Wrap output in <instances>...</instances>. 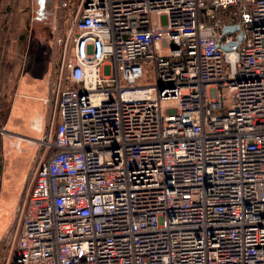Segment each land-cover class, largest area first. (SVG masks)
<instances>
[{"label": "built area", "instance_id": "built-area-1", "mask_svg": "<svg viewBox=\"0 0 264 264\" xmlns=\"http://www.w3.org/2000/svg\"><path fill=\"white\" fill-rule=\"evenodd\" d=\"M54 12L48 118L5 264H264V0Z\"/></svg>", "mask_w": 264, "mask_h": 264}, {"label": "rangeland", "instance_id": "rangeland-1", "mask_svg": "<svg viewBox=\"0 0 264 264\" xmlns=\"http://www.w3.org/2000/svg\"><path fill=\"white\" fill-rule=\"evenodd\" d=\"M58 2L55 1L53 15ZM36 7V0H0V264H5L12 252L10 237L18 224L16 209L21 205L24 182L17 178L28 167L35 148L38 149L37 142L26 141L12 129L24 114L16 118L12 116V127L7 119L16 82L25 71L35 76H48L51 70L53 72L61 51L58 37L64 34V22L56 19L55 15L49 28L36 26ZM27 102L28 105L47 108L44 103ZM18 106L22 107V104ZM23 150L25 156L15 158ZM27 180L24 179L25 182Z\"/></svg>", "mask_w": 264, "mask_h": 264}, {"label": "crops", "instance_id": "crops-1", "mask_svg": "<svg viewBox=\"0 0 264 264\" xmlns=\"http://www.w3.org/2000/svg\"><path fill=\"white\" fill-rule=\"evenodd\" d=\"M45 75V74H44ZM52 75V70L49 73L48 76H35L34 73H31L30 71H25L21 75H19L17 82H16V88L15 93L13 95L12 99V106L10 113L8 115V122L9 125L12 127V120H10L13 116V118H16L17 116H20L21 114H24V118L22 120H17L16 124L17 126L12 129L16 130V133L18 135H21L23 139H25L28 142L38 140L43 136V127L45 125V122L48 118V97H49V82ZM27 100H31L34 102H40L44 103L47 108H44L39 105H28ZM18 104H22V107H19ZM17 105V107H16ZM28 115V116H27ZM20 119V118H19ZM35 142V141H34ZM33 142V143H34ZM33 147V146H32ZM29 147H27L28 150ZM35 148V147H33ZM37 147L35 148V151L30 156V163L26 169H23L24 173L22 172L19 174L17 180H21V182L24 185H26L30 168L32 166V162L34 160V157L37 152ZM25 153V150L20 154H16V157H19V155H23ZM25 156V154H24ZM23 188V190H24ZM4 202H7L4 200Z\"/></svg>", "mask_w": 264, "mask_h": 264}, {"label": "flooded vegetation", "instance_id": "flooded-vegetation-1", "mask_svg": "<svg viewBox=\"0 0 264 264\" xmlns=\"http://www.w3.org/2000/svg\"><path fill=\"white\" fill-rule=\"evenodd\" d=\"M43 1L44 5L41 4ZM56 0H36L35 25L39 28H49L53 18V9Z\"/></svg>", "mask_w": 264, "mask_h": 264}, {"label": "water", "instance_id": "water-1", "mask_svg": "<svg viewBox=\"0 0 264 264\" xmlns=\"http://www.w3.org/2000/svg\"><path fill=\"white\" fill-rule=\"evenodd\" d=\"M41 4L44 5L43 1H41ZM234 30H238V27H226L224 28V33H227V32H232ZM242 37L241 35L238 37V41H241ZM238 46V42L232 44V45H227L225 47H223L224 50H231L233 48H236Z\"/></svg>", "mask_w": 264, "mask_h": 264}, {"label": "trees", "instance_id": "trees-1", "mask_svg": "<svg viewBox=\"0 0 264 264\" xmlns=\"http://www.w3.org/2000/svg\"><path fill=\"white\" fill-rule=\"evenodd\" d=\"M9 115V114H8ZM8 119V118H7Z\"/></svg>", "mask_w": 264, "mask_h": 264}]
</instances>
